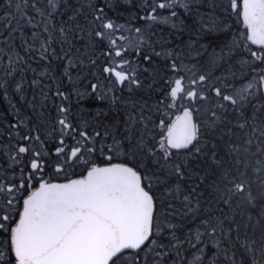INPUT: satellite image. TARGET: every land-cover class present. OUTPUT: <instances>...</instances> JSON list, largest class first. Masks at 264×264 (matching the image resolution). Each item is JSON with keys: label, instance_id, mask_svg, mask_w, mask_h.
I'll list each match as a JSON object with an SVG mask.
<instances>
[{"label": "snow or ice", "instance_id": "snow-or-ice-1", "mask_svg": "<svg viewBox=\"0 0 264 264\" xmlns=\"http://www.w3.org/2000/svg\"><path fill=\"white\" fill-rule=\"evenodd\" d=\"M0 264H264V0H0Z\"/></svg>", "mask_w": 264, "mask_h": 264}, {"label": "trees", "instance_id": "trees-1", "mask_svg": "<svg viewBox=\"0 0 264 264\" xmlns=\"http://www.w3.org/2000/svg\"><path fill=\"white\" fill-rule=\"evenodd\" d=\"M160 29H163V32H164V33H167V32H168V29H169V26L160 23V24L157 25V30L159 31Z\"/></svg>", "mask_w": 264, "mask_h": 264}]
</instances>
